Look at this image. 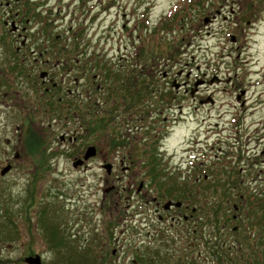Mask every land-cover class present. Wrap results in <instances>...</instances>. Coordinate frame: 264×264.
<instances>
[{
    "label": "flooded vegetation",
    "instance_id": "af4514ba",
    "mask_svg": "<svg viewBox=\"0 0 264 264\" xmlns=\"http://www.w3.org/2000/svg\"><path fill=\"white\" fill-rule=\"evenodd\" d=\"M61 1L65 0H0V124L4 115L16 114L20 123L11 124L20 125L17 130H24L29 125V133L24 135V142L19 147L6 139L14 148L11 152L14 159L40 160L42 155L36 152L40 150V146L37 149L39 132L35 130L38 116L51 114L52 118L58 119L60 116L56 114H61L68 129L61 135V141L72 144L70 158L75 168L87 171L92 168V161L100 158V169L109 176L118 181L128 178L130 198H134L130 206L134 205L138 214L147 220L145 234L140 231L129 236L130 248L136 255L132 258L134 264H208L212 261L242 264L237 256L228 255L234 253L232 245L223 249L226 242L220 240L219 243L217 233L227 232L231 222L243 224V217L253 214L243 207L251 208L256 204L236 203L230 199L202 201V178L214 173L228 176L233 171L227 169L228 162L244 159L241 154L230 150L236 142L246 145L247 156L254 150L255 161L264 156V147L257 150L262 140L264 143V133L259 135V131H264V117L253 122L243 120L249 113L254 115L264 109V74L238 72L249 63L248 59L242 58L240 49L245 46L238 35L259 33L264 27V0H232V3L229 0H187L171 14L165 10L157 21L149 14L150 7L144 0H114L109 5L100 0L97 5L87 6L90 13L96 12L95 17L92 20L91 14V22L86 26L78 24L74 32L77 40L72 41L61 40L62 35L57 34L60 27L66 29L64 21L59 24V19L69 14L64 15ZM75 2L77 0L69 1L68 8ZM130 6L131 11L127 13ZM139 6L149 7L148 14L143 11L140 15L142 19L137 18ZM112 9L115 17L112 15L111 22L116 21L112 26L107 25L109 36L112 31L123 30L132 34L138 28L152 32L155 25L162 30L175 29L176 24H180L181 29L188 26L197 33L227 32L233 42L232 52H237L234 73L201 72V66L187 71L185 66L190 62L169 57L163 48L160 49L162 45L157 50L160 57L154 56L153 44L138 40L126 42L121 38L115 46V42L105 35V29L97 36ZM96 24L97 27L100 24V28L94 32L96 40H93L90 32ZM73 29L69 25L65 32L73 33ZM86 36L89 39L85 40ZM222 91L234 93L242 111L233 112L227 102L220 101L217 93ZM205 108L209 111L208 116L202 118ZM214 108L220 109L216 116L211 112ZM94 115L100 124L116 122V125H97L99 132L101 129L110 137L113 158H110V149H106L105 144L100 147L86 143L85 138L78 141V134H82L79 130L87 131L89 118ZM70 119L75 125H68ZM48 124L52 125L51 122ZM68 126H73V130ZM252 127L254 130L251 131ZM108 129H113L115 134ZM232 138L234 144L226 145L227 148L220 145L221 141ZM255 140L256 147L248 151L250 143ZM215 144L219 146L212 153ZM90 146H95L96 155L85 159ZM8 152L4 151L5 166L2 165L0 171L4 178L16 168V161ZM77 161L82 163L75 166ZM205 161L212 163L209 171L207 169L210 175L202 173ZM6 166H10V170L2 174ZM219 167L221 171H218ZM244 171L240 167L238 172L242 174ZM116 183L105 189L113 194L114 214L123 199ZM230 190L240 192L247 188L212 185L204 189L207 193ZM110 220L108 226L113 227L108 232L111 235L92 237L89 249L94 252L103 250L104 256L111 252L119 258L128 245L127 237L123 240L113 237L117 220ZM203 227L209 230L212 227V232L202 233ZM233 229L237 231L238 225ZM66 246L68 251L72 249L69 243ZM220 251L237 261L219 262ZM236 251L239 252V247ZM30 254L35 253L27 256Z\"/></svg>",
    "mask_w": 264,
    "mask_h": 264
},
{
    "label": "rangeland",
    "instance_id": "374dc122",
    "mask_svg": "<svg viewBox=\"0 0 264 264\" xmlns=\"http://www.w3.org/2000/svg\"><path fill=\"white\" fill-rule=\"evenodd\" d=\"M59 1L60 0H58V2ZM69 1L71 3L72 0L61 1L64 8V15H67V13L69 14L65 18H60L59 24L64 21L66 29H68L69 25H72L74 28L72 30L73 33L65 32L66 29L63 30V27L62 29L60 27L57 34L62 35L61 40L72 41L77 40V38L74 37V32L77 31L78 24H84L86 26V23L91 22L89 20L91 14H93L92 20L93 17H95L94 14L96 12L90 13V8L87 6L92 4L97 5L100 0H77L75 5L71 4L72 6L68 8ZM186 1L187 0H144V3L148 2L147 6L150 7L149 14L154 21H157L158 16L165 10L168 11V14H171L178 9V5H183ZM105 3L106 5L113 4L114 0L113 2L112 0H105ZM229 3H232V0H229ZM133 4L134 3H132V6H134ZM132 6L126 10L127 13H130ZM145 7L139 6L138 19L143 18L140 16L143 11L148 14L149 7ZM145 9H147V11ZM179 12L180 9L177 11V15ZM122 13L123 11L121 14ZM58 14L59 9L57 10V15ZM112 15L115 17L114 9L111 10V15L106 17L105 26L100 28V24L98 27L97 24L95 25L96 28L90 32V38L93 37V40H96V37L93 36L94 32H97L96 29L100 28L97 34L98 37L100 36L99 32L105 29V35L109 37L111 41L115 42V46L118 45L121 38L122 41L126 42L138 40L153 44V47H156L158 51V47L162 45L160 49L163 48L164 52H166V55L169 57L180 58L185 62H190L189 65L185 66L187 71L190 69L196 70L197 66H201V72L207 71L213 73V71L216 70L217 73L222 75H226L228 72L233 74L235 71L234 58L237 52H232L231 46H233V42H231L230 34L227 32L215 34L197 33L196 31L192 32L188 26L181 29L179 26L180 24H176L178 27L175 29L171 27L162 30V28L155 25L151 29L152 32L138 28L136 31H133L132 34H130L129 31L123 30L118 32L112 31V35L109 36L108 30L110 28H107V25L112 26V23L115 24L116 21L115 19L111 22L114 19ZM61 16L60 14L59 17ZM121 17L124 20V16ZM128 17L130 18V15H128ZM119 26L121 28V25ZM260 29L259 33L238 35V38L242 40L241 43L245 46L240 49L242 51V58L249 60L246 66L238 70L239 73L264 74V27ZM85 32L87 33L86 29ZM81 37L82 36H78V38ZM87 39H89V36H86L85 40ZM170 46L172 49H170ZM142 50L144 51L145 47L142 48ZM229 53H232L231 57ZM157 56L160 57V55ZM177 67L180 66L177 65ZM217 96L220 101L227 102L228 107L231 108L233 112L242 111L243 107L236 103L234 93L222 91V93H217ZM233 104L234 106H232ZM219 110L220 109L217 108L215 110L214 108L211 111L212 115L216 116ZM208 112L206 108L202 110L201 117H207ZM249 114L250 115H247L243 120L246 122H253L264 117V109L259 110L254 115H252V113ZM56 115L60 117L55 119L54 117L52 118L51 114H42L38 116L35 130L39 132L38 139L40 140V144L38 143L39 145L36 144V146L38 145V150L40 146V150L36 152L41 153L42 157L37 161H32L31 158L14 159L11 153L14 148L6 142V139H10L13 143L18 144V147L22 145L24 142L22 138H24L26 133H29V129H27L29 125H26V129L24 130L20 128L17 130L20 125L11 124L13 122L20 123L16 114L4 115L2 124H0V171L2 165L5 166V150H9L12 160L16 161V168L11 174L5 178L0 175V264H28L25 262V258L28 257L27 255L29 253H35L34 255L30 254L31 256H41L42 264H68L66 263L65 257L77 258L86 256L87 254L92 260L89 264H134L132 258L136 255L130 248L129 236L137 234V232L139 233L140 231L145 234L147 220L143 218L144 216L138 214L134 205L130 206L134 198L132 200L130 198L128 182L126 181L128 178L123 177L118 181V179L109 176L106 171L100 169V158L92 161V168L90 167L87 171L75 168L73 166V160L70 158L73 153L72 144L61 141V135L68 131L66 119H64V116L61 117V114ZM89 119L90 122L87 124L89 125L88 130L85 132L79 130L82 134H78V138H80L78 141L85 138L86 143L100 147H103L101 145L105 144L104 147L110 149V158H113L115 154L112 149L110 137L105 136V134H103L104 131L101 129L99 132L98 126L94 125L98 117L94 115L92 117L90 116ZM211 121H214V119L212 118ZM49 122H51L52 125H49ZM70 122L71 123L68 125H75V121L73 123V120L71 121L70 119ZM115 123L110 124V122H108L105 124L101 123L100 125H116ZM118 125L123 124L119 123ZM68 127L73 130V126ZM262 128L264 129V126ZM252 130H254L253 127L251 128V131ZM107 131L113 132V129H108ZM262 133H264V131H259V135ZM113 134H115V132H113ZM233 141V138L228 139L227 142L221 141L220 145H224L225 147L227 145L228 147V145L234 144ZM42 142L44 143V147H42ZM256 144V140L251 142L248 151L252 148L254 149ZM218 146V144H215L214 148L211 150L212 153L216 152ZM232 146L230 150L234 151L236 154H241L244 159L234 160L232 162L229 161V168L227 169L230 171L233 170L231 173H236L235 171H240V167H243L245 171L239 174L242 178V183H245L243 186L252 187L259 193V196L264 197V161H261L264 156H261L260 161H255L256 157L252 156L254 150L250 151L247 156L246 145H241L236 142ZM263 147L264 143L262 140L257 150L260 151ZM26 148L27 151H29V147L26 146ZM241 150H244V152ZM222 163L223 162H221V164ZM211 166L212 163L210 161H205L203 163V175L207 173V169L209 171ZM220 169L221 167L218 168V171ZM207 174L210 175V173ZM228 176H218L214 173L206 178L205 181L202 179L203 192L201 194V200L224 201V199H222L224 197L222 195L223 192L207 193L204 189L212 185L228 186L225 184V180ZM113 182H117L116 184L123 198L121 207L120 209H116L115 214L112 211L114 208L113 194H109L105 191ZM218 194H220L221 197ZM238 197L231 200L238 203ZM247 211H253L254 214L256 209L248 208ZM26 217H31L32 220L29 221ZM111 218L112 220L114 218L115 221L117 220V227H115L116 229L113 233V237H120L122 240L127 237L128 245L122 250L119 258L113 256L111 252L104 256L103 250L98 252L96 248V253L89 249L92 237L100 235V238H103L107 234L111 235V232H108V230L113 227L108 226ZM251 218V215L243 217V224L231 222L228 225L227 232H218L216 238L219 243L220 240H225L226 246L223 249H227V247L232 245V251L234 253H228V255H231V257L237 256V258H239V263L242 264H256L255 260H257V258L252 256L246 249L249 235L254 241L259 234L258 229L251 225ZM11 222L13 223L12 225H10ZM126 224H128V226H126ZM235 225H238L237 231L233 229ZM212 229V227L210 230L208 227H203L202 233L209 234L212 232ZM16 230H18V232ZM123 231H125V234H122ZM16 232L17 236L14 237V233ZM53 232H55V238L52 237ZM68 243L70 248L72 247L70 251L67 250L66 244ZM238 247L241 252L236 251ZM97 254L101 255L98 256ZM60 256L63 258H59ZM208 264L219 263L212 261ZM260 264H264V260H261Z\"/></svg>",
    "mask_w": 264,
    "mask_h": 264
},
{
    "label": "trees",
    "instance_id": "16d2710c",
    "mask_svg": "<svg viewBox=\"0 0 264 264\" xmlns=\"http://www.w3.org/2000/svg\"><path fill=\"white\" fill-rule=\"evenodd\" d=\"M170 49H172L171 46H170ZM156 54H157V50L155 47L154 48V56L155 57L157 56ZM94 125H100L98 119L95 120ZM43 144L44 143L42 142V145ZM42 147H44V145ZM42 150H43V148H42ZM235 172L236 173L233 172V173L229 174L228 178L225 180V184H227L228 186H231V187H233V186H238V187H242V188L246 187L247 190L246 191L240 190V192H236L233 190L230 192L223 193L222 195L224 197L222 199H224V201H226L228 199H230V200L235 199L234 197L236 195V198L239 196L238 197L239 201H243V202L246 201V202H251V203L256 204V206L251 207V208L256 209V212L254 214H251L252 218L250 219V223L252 226H254L258 229L259 234L256 236V239L254 241L252 240L251 236L249 235L248 246L246 247V249L249 251V253H251L252 256L257 258V260H255L256 264H260L261 260H264V197L259 196V193H257V191L254 190L252 187L243 186L245 183H242V178L239 175L240 173L238 171H235ZM202 179H204V178H202ZM218 180H220V179H218ZM204 181H205V179H204ZM215 184H216V182H215ZM218 195L221 197L220 194H218ZM241 196H243V198ZM243 208L248 210L249 207H243ZM259 213H261V214H259ZM53 234H55V232H53ZM239 252H241V250H239ZM59 258H63V257L60 256ZM218 259H219V262H223L225 260H229V261L233 260V263L236 260V258L229 259V257H227V255H226L225 251L224 252L220 251V253H218ZM65 260H66V263H68V264H89L92 261L88 254L86 256H81V257H77V258L65 257Z\"/></svg>",
    "mask_w": 264,
    "mask_h": 264
},
{
    "label": "water",
    "instance_id": "95a60500",
    "mask_svg": "<svg viewBox=\"0 0 264 264\" xmlns=\"http://www.w3.org/2000/svg\"><path fill=\"white\" fill-rule=\"evenodd\" d=\"M96 148L95 146H90L88 147L86 153H85V159H88L90 157H93L96 155ZM81 164L82 161H77L75 162V166H77L78 164ZM109 168V166H107ZM10 170V166H6L2 169V174L7 173ZM25 262L28 264H42V260H41V256L36 255V256H28L25 258Z\"/></svg>",
    "mask_w": 264,
    "mask_h": 264
}]
</instances>
